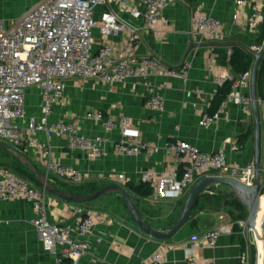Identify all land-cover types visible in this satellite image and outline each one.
<instances>
[{
    "label": "built area",
    "instance_id": "1",
    "mask_svg": "<svg viewBox=\"0 0 264 264\" xmlns=\"http://www.w3.org/2000/svg\"><path fill=\"white\" fill-rule=\"evenodd\" d=\"M184 1L38 0L14 24L0 20V142L25 154L33 153L50 181L70 185L83 184L84 175L79 169L54 159L48 141L53 136L65 140L68 149H78L90 159L106 153L108 145L115 153L129 157L158 150V147L139 139V132L128 117L114 119L102 111L90 110L85 113V119L100 123L106 134L88 136L79 121H53L52 116L67 82L73 78L110 85L124 84L131 79L146 81L154 76L186 78L192 67L191 61L185 60L180 66L172 67L160 56L139 53L144 29L162 35L170 26L165 9ZM121 13L129 14L135 21H144L145 26L132 23ZM233 21L254 35H260L264 25V0H236ZM190 34L199 43L225 41L227 36L222 21L203 10L192 13ZM97 38L102 40L99 45ZM121 38L124 41L120 47L109 42ZM229 52L232 55V47ZM207 72L217 87L230 83L231 88L216 114L202 113L200 127L210 128L216 124L226 114L228 104L238 107L247 116H253L252 70L236 75L210 60ZM30 89H36L41 98L36 116L27 110L26 97ZM258 101L264 106L263 99ZM145 103L157 115L166 111V100L161 94L151 95ZM117 129L121 137L113 140L109 134ZM40 135L47 140L41 139ZM166 151L175 156L178 168L160 176L152 171H144L140 176V182L150 183L154 189L150 196L152 201L175 200L188 195L198 180L210 174L234 177L247 184L254 180V165L230 164L224 150L207 153L186 140L177 139L167 144ZM51 197L44 188L0 165V201L24 200L32 205L34 216L30 223L43 250L55 257L54 264H83V258L91 254L97 241V225L105 221L112 223L113 219H108L109 216L101 211L74 204V223L63 225L50 219V208L57 203L56 198ZM226 218V214L221 213L220 225L194 235L192 240L214 248L220 237L233 234L237 225L247 238L241 264H251L249 249L255 243L249 236L253 234L257 242L256 232L247 227L246 220L229 221ZM151 260L154 264H169L164 251L155 252ZM186 264L213 263H203L197 255L188 253Z\"/></svg>",
    "mask_w": 264,
    "mask_h": 264
},
{
    "label": "crops",
    "instance_id": "2",
    "mask_svg": "<svg viewBox=\"0 0 264 264\" xmlns=\"http://www.w3.org/2000/svg\"><path fill=\"white\" fill-rule=\"evenodd\" d=\"M32 3L33 0H3L0 4V20L9 25L13 24L6 17L23 14ZM235 8L236 0H185L165 9L170 26L162 35L158 36L155 32L144 29L139 53L160 56L170 66L178 67L183 63L190 45L199 43L190 34L192 13L203 10L222 21L227 34L226 40L202 42L203 46L193 49L186 59L192 62L186 78L154 76L146 81L131 79L116 85L95 80L84 81L80 78L67 82L64 95L55 106L53 121H79L86 135L95 136L106 134L105 130L100 123L86 120V112L102 111L114 119L128 117L133 120L139 139L158 147V150L144 151L138 156L129 157L115 153L113 147L108 145L106 153L90 159L78 149H68L65 140L53 136L48 141L53 148L54 159L79 169L84 175L83 184L99 188L122 185L125 189L128 182L139 183L144 171H152L160 176L166 171L178 168L175 156L166 151L167 144L177 139L186 140L207 153L224 150L230 164H249L254 157L253 137L245 144L239 140L251 130L252 117L228 104L226 114L216 124L210 128L199 126L200 116L203 112H209L220 89L207 72L208 62L214 60L218 67L231 70L229 47L208 43L241 41L252 45L259 36L235 24ZM121 16L140 27L145 26L144 21H135L129 14L121 13ZM123 41L121 38L109 42L120 47ZM101 43L102 40L97 38V45ZM157 93L166 100V111L162 115L155 114L145 103L147 98ZM26 105L30 115L39 114L41 98L36 89L28 91ZM263 113L264 106H261L264 124ZM109 135L113 140L121 137L119 129ZM40 138L47 140L44 135H40ZM262 151L263 166L264 150ZM0 152L9 156L1 150ZM26 155L36 162L33 153ZM216 187L217 191L225 190L224 187ZM186 197L187 195L175 200L152 201L150 196H133L139 211L160 230L172 227L183 209ZM122 198L118 193H111L90 203L81 204L88 210L101 211L109 216L108 219H113L112 223L105 221L97 225V241L91 254L83 258V264H154L151 258L158 251L166 253L169 264H186L188 253H194L203 263L241 264V256L247 249V238L240 233L237 225L234 233L222 235L214 248L204 247L192 240L194 235H201L220 225L221 213L226 214L227 220H233L227 209L216 211L213 207L204 206L214 204L216 199L203 197L194 219L191 218L173 237L161 241L141 231ZM56 200L57 203L50 208V219L63 225L73 224L75 203L59 198ZM33 216L32 205L24 200L0 201V264H54L55 257L43 250L30 223Z\"/></svg>",
    "mask_w": 264,
    "mask_h": 264
},
{
    "label": "water",
    "instance_id": "3",
    "mask_svg": "<svg viewBox=\"0 0 264 264\" xmlns=\"http://www.w3.org/2000/svg\"><path fill=\"white\" fill-rule=\"evenodd\" d=\"M210 45H218L225 47L241 46L247 52H249L254 58L255 62L252 68L251 76V97L253 100V123H254V157L250 159V163L254 165L255 174L254 180L251 184L244 183L239 179L229 176H222L218 174L207 175L200 180H198L195 185L189 191L183 209L168 230H160L151 225L143 214L139 211L133 197L130 195L127 189L122 185H107L104 186L94 193L88 195H76L65 192L56 186L47 178V176L39 169V167L23 152L15 147L8 144L0 142V150L8 153L14 159H16L22 166H24L28 171H30L37 182L42 188L48 191L50 194L60 198L64 201L75 203V204H87L98 198L111 194H120L128 208L129 214L132 216L133 220L137 226L146 233L147 235L161 241H165L173 237L184 225H186L192 218L194 213V208L198 200L212 187L223 186L229 189V195L236 201L240 202L248 212L246 218V224L248 228H252L257 232L258 221L260 217V212L262 209V194L263 189V168H262V115L261 106L259 104L258 97V75L261 62L264 59V42L261 44L255 42L252 45L245 44L241 41H232L229 43L225 42H212L208 43ZM203 46L202 43H192L187 50L183 62L187 59L190 52L196 47ZM255 47H260V50H255ZM231 197H226L225 201ZM225 201L224 205L225 206ZM261 232L264 237V209L261 217ZM263 250H264V238H263ZM264 264V255H263Z\"/></svg>",
    "mask_w": 264,
    "mask_h": 264
},
{
    "label": "trees",
    "instance_id": "4",
    "mask_svg": "<svg viewBox=\"0 0 264 264\" xmlns=\"http://www.w3.org/2000/svg\"><path fill=\"white\" fill-rule=\"evenodd\" d=\"M256 42L263 43L264 42V25L262 27L261 34L257 37ZM233 53L230 58V66H231V71L235 73L236 75H241L243 73L249 72L252 70L255 58L247 52L243 47L241 46H233ZM230 88L231 84L226 83L222 88L219 89V91L216 93L213 102L211 104V107L209 109V112L212 114H215L222 102L225 100V98L228 96L230 93ZM258 97L264 100V59L261 62L260 68H259V75H258ZM254 135V123L251 128V130L240 137L239 142L242 144H245L251 137ZM4 152V151H3ZM6 153V152H4ZM6 155H9L6 153ZM10 156V155H9ZM28 156V155H27ZM12 158V156H10ZM29 157V156H28ZM30 158V157H29ZM14 159V158H13ZM32 160V158H30ZM17 162V171H19L20 175L28 178L31 182H33L36 186L41 187L40 184L37 182L33 174L28 171L24 166H22L16 159H14ZM33 161V160H32ZM34 162V161H33ZM36 164V162H35ZM38 166V164H36ZM39 167V166H38ZM39 169H41L39 167ZM54 186L57 188L71 193V194H76V195H88L91 193H94L98 189H100L97 186L94 185H86V184H81V185H70L68 183L58 181V180H52L51 181ZM222 187L223 186H218ZM216 186L210 188L197 202L195 208H194V213L192 219H194L195 212L199 208V203L203 197H212L213 200L216 199V202L214 204H206L204 206H209L213 207L216 211H220L222 208L227 209L229 211L230 216L234 221H240L244 220L246 218V209L245 207L238 201L234 200L230 195H229V189L224 187V191H217ZM127 189L130 195L133 197L134 195L140 196V197H149L153 194L154 189L150 185V183H145V182H139L137 184L133 182H128L127 183ZM264 193V187L262 189V194ZM52 195V194H50ZM54 196V195H52ZM56 197V196H54ZM226 197H231L225 201ZM57 198V197H56ZM60 199V198H59ZM123 199V198H122ZM134 199V198H133ZM225 201V206L224 205ZM71 203V202H68ZM148 221V220H147ZM151 225H153L150 221H148ZM245 248V244H244ZM246 250V249H245ZM250 256H251V264H256V257H257V250L255 246L250 247Z\"/></svg>",
    "mask_w": 264,
    "mask_h": 264
},
{
    "label": "rangeland",
    "instance_id": "5",
    "mask_svg": "<svg viewBox=\"0 0 264 264\" xmlns=\"http://www.w3.org/2000/svg\"><path fill=\"white\" fill-rule=\"evenodd\" d=\"M9 1H13V0H9ZM37 1V0H36ZM35 0H33V3L32 5H34V3L36 2ZM3 2V0H0V4ZM31 7V6H30ZM22 14L19 13V14H14V15H9L6 17V19L10 22V23H15L16 20L21 16ZM264 114V113H263ZM264 117V115H263ZM253 123V122H251ZM261 123H262V150H264V124H263V121L261 119ZM263 153V151H262ZM1 154V152H0ZM0 165H3V166H6V167H9L12 171H14L15 173H20L19 171H17L16 167H17V162L13 159V158H10V156H5V154H1L0 155ZM263 181H264V162H263ZM264 194V193H263ZM247 215H248V212L246 210V218H247ZM246 218L244 220H246ZM241 221V220H240ZM250 240H252L254 243H255V247H256V250H257V259H256V264H259V259L258 258V249H259V246L257 244V242L255 241V237L254 235H250Z\"/></svg>",
    "mask_w": 264,
    "mask_h": 264
},
{
    "label": "bare ground",
    "instance_id": "6",
    "mask_svg": "<svg viewBox=\"0 0 264 264\" xmlns=\"http://www.w3.org/2000/svg\"><path fill=\"white\" fill-rule=\"evenodd\" d=\"M263 209H264V196L262 198V209L260 212V217H259V221H258V226H257V232L256 234V238H257V243L259 246V251H260V259H259V264H263V255H264V250H263V235L261 232V217H262V213H263Z\"/></svg>",
    "mask_w": 264,
    "mask_h": 264
}]
</instances>
